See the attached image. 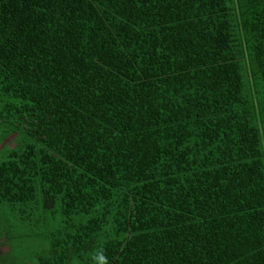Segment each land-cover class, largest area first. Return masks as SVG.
Returning a JSON list of instances; mask_svg holds the SVG:
<instances>
[{
	"label": "trees",
	"instance_id": "1",
	"mask_svg": "<svg viewBox=\"0 0 264 264\" xmlns=\"http://www.w3.org/2000/svg\"><path fill=\"white\" fill-rule=\"evenodd\" d=\"M0 151V264H264V0H0Z\"/></svg>",
	"mask_w": 264,
	"mask_h": 264
},
{
	"label": "rangeland",
	"instance_id": "2",
	"mask_svg": "<svg viewBox=\"0 0 264 264\" xmlns=\"http://www.w3.org/2000/svg\"><path fill=\"white\" fill-rule=\"evenodd\" d=\"M9 145H13L12 142H9ZM1 151H0V159H1ZM26 210V211H25ZM27 209L24 207H19V206H9V205H4L0 204V232H3L4 230H17L18 232L21 229L18 228V217L21 215H27ZM34 213H37V209L33 211ZM32 212V213H33ZM10 227V228H9ZM9 244L6 243L4 244L3 241H0V253L5 254V252L8 250ZM0 258H2V255H0Z\"/></svg>",
	"mask_w": 264,
	"mask_h": 264
}]
</instances>
